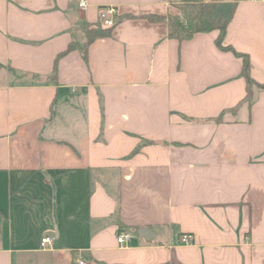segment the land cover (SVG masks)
<instances>
[{
    "label": "crops",
    "instance_id": "crops-1",
    "mask_svg": "<svg viewBox=\"0 0 264 264\" xmlns=\"http://www.w3.org/2000/svg\"><path fill=\"white\" fill-rule=\"evenodd\" d=\"M86 1L0 0V264H264V88L179 0ZM201 1L264 84V0Z\"/></svg>",
    "mask_w": 264,
    "mask_h": 264
},
{
    "label": "trees",
    "instance_id": "trees-1",
    "mask_svg": "<svg viewBox=\"0 0 264 264\" xmlns=\"http://www.w3.org/2000/svg\"><path fill=\"white\" fill-rule=\"evenodd\" d=\"M178 7L180 9L179 15H169V24L171 33L175 34L180 39H188L195 33L201 31H207L211 29H217L219 34L216 38V44L223 50H231L236 55L242 58L243 68L242 74L247 82L246 100L251 98V86L256 85L264 88V84H258L252 80L249 76V59L245 53L235 51L230 45L223 44V34L226 27L225 19H215L213 12L215 9L214 3H205L201 0H179ZM109 27H87L86 28V42L81 46V50L85 53L86 46L93 39L100 36H106L109 34ZM74 44H70L68 50L74 48Z\"/></svg>",
    "mask_w": 264,
    "mask_h": 264
},
{
    "label": "built area",
    "instance_id": "built-area-1",
    "mask_svg": "<svg viewBox=\"0 0 264 264\" xmlns=\"http://www.w3.org/2000/svg\"><path fill=\"white\" fill-rule=\"evenodd\" d=\"M255 1V0H250ZM87 5L86 0H78V6L81 8H85ZM116 16H117V9L113 5H104L100 6L98 9V17L99 21L101 23L102 27H111L116 22ZM127 235L126 234H120L117 237V241L119 243H122ZM52 240L49 236H45L41 239V245L46 246L47 243H49ZM191 240V235L188 233H184L180 237L181 243H189ZM78 264H86L84 261H78Z\"/></svg>",
    "mask_w": 264,
    "mask_h": 264
},
{
    "label": "rangeland",
    "instance_id": "rangeland-1",
    "mask_svg": "<svg viewBox=\"0 0 264 264\" xmlns=\"http://www.w3.org/2000/svg\"><path fill=\"white\" fill-rule=\"evenodd\" d=\"M182 3V2H179V4Z\"/></svg>",
    "mask_w": 264,
    "mask_h": 264
}]
</instances>
